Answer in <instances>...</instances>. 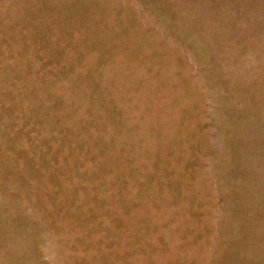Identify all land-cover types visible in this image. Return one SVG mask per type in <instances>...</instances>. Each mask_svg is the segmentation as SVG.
Segmentation results:
<instances>
[{
  "label": "rangeland",
  "instance_id": "obj_1",
  "mask_svg": "<svg viewBox=\"0 0 264 264\" xmlns=\"http://www.w3.org/2000/svg\"><path fill=\"white\" fill-rule=\"evenodd\" d=\"M0 264H264V0H0Z\"/></svg>",
  "mask_w": 264,
  "mask_h": 264
}]
</instances>
